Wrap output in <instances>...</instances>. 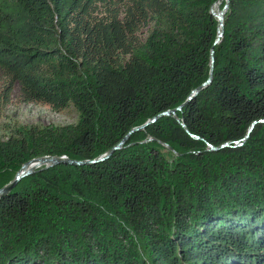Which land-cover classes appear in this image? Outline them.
Instances as JSON below:
<instances>
[{
  "label": "trees",
  "instance_id": "trees-1",
  "mask_svg": "<svg viewBox=\"0 0 264 264\" xmlns=\"http://www.w3.org/2000/svg\"><path fill=\"white\" fill-rule=\"evenodd\" d=\"M226 3L0 0V67L26 102L79 112L0 138V188L34 158L103 156L184 104L215 51L176 114L1 197L0 264H264V0H229L216 43Z\"/></svg>",
  "mask_w": 264,
  "mask_h": 264
},
{
  "label": "rangeland",
  "instance_id": "rangeland-1",
  "mask_svg": "<svg viewBox=\"0 0 264 264\" xmlns=\"http://www.w3.org/2000/svg\"><path fill=\"white\" fill-rule=\"evenodd\" d=\"M221 9L223 11L224 8L221 6ZM78 121L79 112L74 105L55 112L47 104L26 102L20 83L13 81L12 75L0 67L1 139H7L13 133L16 123L64 125L74 124Z\"/></svg>",
  "mask_w": 264,
  "mask_h": 264
},
{
  "label": "water",
  "instance_id": "water-1",
  "mask_svg": "<svg viewBox=\"0 0 264 264\" xmlns=\"http://www.w3.org/2000/svg\"><path fill=\"white\" fill-rule=\"evenodd\" d=\"M229 7V0H227V3L224 7V12L227 11ZM213 13L215 14L216 17H218V15H216L214 9H213ZM224 17L223 16H219L218 20H219V26H221V31H219V35L218 38L216 40V43H219L221 38L224 35ZM214 63H215V51L214 49H212L211 52V73H210V77L208 78V80L203 83L201 86H199L188 98V100L182 104L181 106L174 108V109H169L167 111L162 112L161 114L157 115L156 117H154L152 120L146 122L143 125L137 126L133 129H131L127 135L118 143L116 144L113 148H111L107 153H105L103 156L97 158V159H93V160H76V159H71L68 156H42V157H38V158H34L29 160L28 162H26L25 164H23V166L21 167V169L17 172L16 177L13 181H11L10 183L6 184L5 186H3L2 188H0V198L9 194L11 192V190L13 188H15L19 182L28 175L33 174L34 172H36L39 168L44 167V169H47L51 166H55L58 165L60 163H66V164H71V165H86V164H92V163H96L99 161H104L107 158H109L116 150H119L123 147V145L130 139L131 134L134 133L137 130H142L144 129L149 122H154L156 121L159 117L164 116V115H174L176 114L177 110L181 109L185 104H187L192 98H194L196 96L197 93H199L204 87H207L211 84V82L213 81V68H214ZM256 123H253L251 126L250 131L252 130V128L254 127ZM185 125V124H183ZM249 131V133H250ZM248 133V135H249ZM192 136L196 137L194 134H191ZM236 146L237 145H242L241 141H236L235 142ZM231 143L230 142H226L225 144H223L220 147H214V146H210V148L212 150H218L220 148L226 147V146H230ZM34 165V166H32Z\"/></svg>",
  "mask_w": 264,
  "mask_h": 264
},
{
  "label": "bare ground",
  "instance_id": "bare-ground-1",
  "mask_svg": "<svg viewBox=\"0 0 264 264\" xmlns=\"http://www.w3.org/2000/svg\"><path fill=\"white\" fill-rule=\"evenodd\" d=\"M218 3H220V2H218ZM218 3H216V4H218ZM215 13H216V15H218V17L217 18H219V16H223V17H225V12H224V10L222 11V9H220L217 5L215 6ZM224 20V19H223ZM219 31H221V26H219ZM32 166H34V165H32Z\"/></svg>",
  "mask_w": 264,
  "mask_h": 264
}]
</instances>
